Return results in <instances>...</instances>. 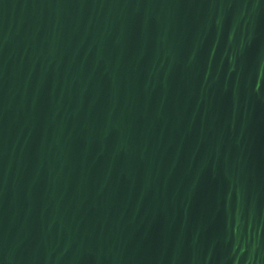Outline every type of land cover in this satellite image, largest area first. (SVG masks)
<instances>
[{
    "label": "water",
    "instance_id": "water-1",
    "mask_svg": "<svg viewBox=\"0 0 264 264\" xmlns=\"http://www.w3.org/2000/svg\"><path fill=\"white\" fill-rule=\"evenodd\" d=\"M0 264H264V0H0Z\"/></svg>",
    "mask_w": 264,
    "mask_h": 264
}]
</instances>
